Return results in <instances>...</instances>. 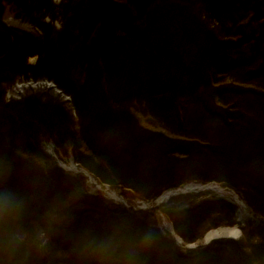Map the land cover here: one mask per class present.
I'll list each match as a JSON object with an SVG mask.
<instances>
[{
  "label": "trees",
  "instance_id": "1",
  "mask_svg": "<svg viewBox=\"0 0 264 264\" xmlns=\"http://www.w3.org/2000/svg\"><path fill=\"white\" fill-rule=\"evenodd\" d=\"M64 2L57 11L51 0H0L1 15L8 6L38 28L22 29L0 63V192L16 201L0 211V264H128L129 249L132 264H264V0H200L194 32L181 23L177 33L167 31L181 10L170 0ZM9 42L0 30V54ZM23 75L52 80L69 107L45 91L5 101ZM225 75L231 82L219 83ZM133 104L170 133L143 125ZM43 137L98 181L147 200L188 181L222 182L257 221L245 218L238 237L183 249L157 213L191 241L234 223L235 206L220 197L125 206L58 165ZM108 238L115 251L93 250Z\"/></svg>",
  "mask_w": 264,
  "mask_h": 264
},
{
  "label": "rangeland",
  "instance_id": "2",
  "mask_svg": "<svg viewBox=\"0 0 264 264\" xmlns=\"http://www.w3.org/2000/svg\"><path fill=\"white\" fill-rule=\"evenodd\" d=\"M53 1H58V0H51V3H53ZM170 1H173L175 3H177L180 7H181V10L179 11L178 8L175 9L174 11H172L170 15V18L166 24L167 26V31L168 32H178L177 31V28L179 25H182L184 24L185 28L186 29H189L191 28V26H194L191 22V19L195 18L196 20V17H199L200 19H203V16L202 15H199V11H200V0H170ZM64 0H59L57 2V4H54V5H58V7L55 8V10L57 11H60L62 8H63V4H64ZM56 13V12H55ZM194 13V14H193ZM2 16L5 18V20L7 22H9L12 26L18 28V29H26V30H35L33 25L30 24L28 21H25L23 19H20L19 17H16L12 11L9 9V7L7 6L5 9H4V12L2 14ZM43 20H48L54 27H59V24H60V20L59 18L57 17L56 19H50L49 16H46L44 15L43 16ZM197 21V20H196ZM177 22H179L180 24H178ZM162 23V22H161ZM165 23V22H164ZM200 24V23H199ZM206 24L208 25V28L215 25V22L213 21H209L207 20ZM163 25V23H162ZM190 31H193L194 30H190ZM196 38V37H195ZM182 41L184 40V38L182 37L181 38ZM197 40V38H196ZM180 42V40H179ZM181 47H185L187 48L186 46L184 45H181ZM21 79L20 78H17L16 80H14L10 85L14 84L15 81H20ZM39 82V81H37ZM228 82H231V77L229 75H225L223 76V78L221 80H219V83H228ZM26 83V86H25V91H24V94L25 93H28L29 91H45L46 93H51V94H55L57 95L60 99H63L65 101V104L66 106L69 107V100L68 98L64 97L65 94H62L61 92H58L55 90V87L54 86H49L47 87L46 85H40V84H37L35 87H28V82H24ZM28 84V85H27ZM66 98V99H65ZM133 111L136 113V115L139 117V120L140 122L147 126V127H150V128H153V129H160V130H163L165 132H168L170 133L166 128L162 127L161 124H157V123H154L153 121L150 120L149 118V115L147 113H144L140 108L141 106L140 105H131L130 106ZM41 144H42V148L43 150H45L47 153H49L51 156H53L51 153H55V156H53V158L56 160V162H58L57 160H61L65 163L67 162H72L75 164V167H73L72 169H65V170H68V171H71V172H75L76 169L78 168H81L82 166L78 165L71 157V152L69 151V149L67 148L64 152H63V149H61L59 147V149L56 148V146L50 142L48 139L46 138H42V141H41ZM96 180H98L96 178ZM98 182H101V183H106L110 188H114L118 193H120L123 197H124V201H116V202H120L122 203L123 205L125 206H129V205H133V204H130V202H133L134 203V200H137L139 199L136 195H134V193L131 192V190H126V189H122L118 186H114L112 184H110L109 182L107 181H98ZM192 181H189V182H186V183H190ZM195 182V181H194ZM201 182V181H200ZM206 182V181H205ZM203 182V183H205ZM88 185L91 189H96V190H99L102 192V194L108 198H110L106 192H104V190L102 188H98L96 186V184L92 183V181H89L88 180ZM126 191V192H125ZM128 191V192H127ZM183 195L181 197H176L174 198L173 200H170V198L172 196H176L178 194ZM189 194V196H184V195H187ZM215 195L216 192L213 190V189H204V190H196V191H176L174 193H170L168 195H166L165 197H163L160 201H157V202H154L153 199L151 200H146L148 201V206L150 205H167V206H177V205H186L192 201H195L196 199H200L202 197H205V196H208V195ZM219 197V195H218ZM112 199V198H110ZM113 201H115L114 199H112ZM167 203V204H165ZM146 207H140V208H146ZM158 215L156 216V224L159 226L160 229H162L163 231H166L165 227L162 226V221H161V214L160 213H157ZM172 228H170L171 230ZM174 232V231H173ZM175 234H177L176 232H174ZM239 233V232H238ZM179 235V234H178ZM239 235V234H238Z\"/></svg>",
  "mask_w": 264,
  "mask_h": 264
},
{
  "label": "bare ground",
  "instance_id": "3",
  "mask_svg": "<svg viewBox=\"0 0 264 264\" xmlns=\"http://www.w3.org/2000/svg\"><path fill=\"white\" fill-rule=\"evenodd\" d=\"M58 1H56V2L53 1V3L57 4ZM33 27H34V29L36 28L35 26H33ZM35 30H38V28H36ZM26 60H27V62H31V63L35 62V55L28 56L26 58ZM18 78H20L21 80L20 81H15L14 84H12V85L9 84L7 86V88L5 89V92H4V95H3V99L5 101H7L9 99H18L21 96H23L24 95V91H25L24 89H25V86H26V83H24V82H28V84H29V85L27 84L28 87H35L37 84L46 85L47 87L54 86L56 91L61 92L62 94H65L64 97L68 98L67 97L68 94L60 91V88L57 87L54 82H51L52 80H49L47 78L33 79V78L29 77V76H24V75L21 76V77H18ZM47 80H49V81H47ZM37 81H39V82H37ZM19 84L22 85L21 89H18L21 92L20 96L18 98L10 96V98L6 99L7 91L8 90H13V86L17 87ZM29 92H31V91H29ZM8 93H9V91H8ZM68 100H69V98H68ZM61 162H63V161H61ZM63 163H64L65 167H68V168H71V169L75 166V164L72 163L71 161L67 162V163H65V162H63ZM57 164H58V162H57ZM204 189H213L216 192V194L215 195H213V194L212 195H208V196H205V197H202V198L218 197V195H219L220 198L229 201L230 203H232L235 206L234 213H233L235 222L232 223V224H220V225L209 227L197 239L191 240V241H184L181 238L180 235L175 234L173 231L170 230V226L171 225H170L169 221L165 217H161L162 226L163 227L166 226L165 227L166 231H163V230L162 231L165 232V233L170 234L173 237V239L175 240V242L178 243L180 246H182L183 249H190V248H194V247H196V246H198L200 244H205L209 240H211L212 238H217V237H233V238H235V237H238V236L241 235V227H240V225L244 224V222L246 221L245 218H247V217H249V218L250 217H255L254 220L257 221L256 216L251 212V210L248 209V207L246 206V204L243 201V199L238 195V193L234 189H232L231 187L227 186L226 184H224L222 182H217V181H214V180L206 181L205 183L200 182V181H195V182L192 181L190 183H186L185 182V183L180 184L178 186L166 188V189L162 190L161 192H159L157 195H155V197L153 198V201L154 202L160 201L166 195H168L170 193H174L176 191H188V190L196 191V190H204ZM108 196L109 197L111 196L110 198L114 199L115 201H118V200L124 201L125 200L124 197L120 193H118L114 188L109 190ZM138 198L142 199V201L146 202L147 205H148V201H146L147 199L140 198V197H138ZM202 198H200V199H202ZM200 199H196L195 201L200 200ZM195 201H192V202H195ZM192 202H190V203H192ZM137 204H139V202H136L133 205H129V206H131L133 208H139ZM150 206H148V207H150Z\"/></svg>",
  "mask_w": 264,
  "mask_h": 264
},
{
  "label": "clouds",
  "instance_id": "4",
  "mask_svg": "<svg viewBox=\"0 0 264 264\" xmlns=\"http://www.w3.org/2000/svg\"><path fill=\"white\" fill-rule=\"evenodd\" d=\"M15 203L16 201L13 193H11L10 191L0 192V211H9ZM141 243L143 246L149 245L151 243V236L149 234H145L142 238ZM92 246L94 251H97L104 255H108L115 251L114 241L112 240V238L93 242ZM135 254L136 253L134 249H129L127 251V256L129 258L128 264H132V257H134Z\"/></svg>",
  "mask_w": 264,
  "mask_h": 264
},
{
  "label": "water",
  "instance_id": "5",
  "mask_svg": "<svg viewBox=\"0 0 264 264\" xmlns=\"http://www.w3.org/2000/svg\"><path fill=\"white\" fill-rule=\"evenodd\" d=\"M0 30L4 33L9 35L10 42L7 48L0 54V63L6 61L15 51L17 45L19 44V41L23 35V32L21 29H18L11 24H9L4 17L0 14ZM49 81V80H47ZM53 82V81H51ZM69 98V96H67ZM53 156H55V153H51ZM58 161V165H60L64 169H71L68 167H65L64 163L60 160ZM75 167V166H74ZM76 171H81L84 175L87 176V179L89 181H92V183L96 184L98 188H100L101 184L98 182L85 168H78ZM172 231V229H171Z\"/></svg>",
  "mask_w": 264,
  "mask_h": 264
},
{
  "label": "built area",
  "instance_id": "6",
  "mask_svg": "<svg viewBox=\"0 0 264 264\" xmlns=\"http://www.w3.org/2000/svg\"><path fill=\"white\" fill-rule=\"evenodd\" d=\"M21 87H22L21 84H19L17 87L13 86V90H8L9 93L7 91L8 94L6 93V99L10 98V96L18 98L20 96V93H21L18 89H21ZM100 184H101L100 188H102L104 190V192H106V194L108 195L109 194V190L112 189V188H110L106 183H101L100 182ZM136 202H139V204H137L138 207H145L147 205V203L143 202L142 199L134 200V203H136ZM134 203L130 202V204H134Z\"/></svg>",
  "mask_w": 264,
  "mask_h": 264
}]
</instances>
